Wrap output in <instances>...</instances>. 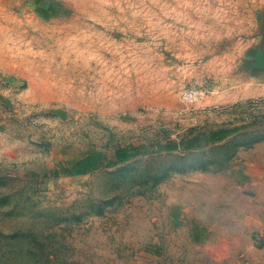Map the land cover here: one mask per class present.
I'll list each match as a JSON object with an SVG mask.
<instances>
[{"label": "rangeland", "instance_id": "rangeland-1", "mask_svg": "<svg viewBox=\"0 0 264 264\" xmlns=\"http://www.w3.org/2000/svg\"><path fill=\"white\" fill-rule=\"evenodd\" d=\"M256 86L264 0H0V264L248 262L264 246V93H232ZM129 144L146 151L52 175Z\"/></svg>", "mask_w": 264, "mask_h": 264}, {"label": "trees", "instance_id": "trees-1", "mask_svg": "<svg viewBox=\"0 0 264 264\" xmlns=\"http://www.w3.org/2000/svg\"><path fill=\"white\" fill-rule=\"evenodd\" d=\"M239 129V126L232 128H220L218 130H213L209 134L195 135L187 140H181L180 144L184 147H195L204 143H210L222 139L223 137L229 135L235 130ZM178 147L176 142H165L158 143L155 151L162 150H174ZM145 145H126L118 146L114 149L112 158L106 159L105 155L98 150H89L83 157L77 159L69 166H61L59 170H56L52 175L56 176L59 173H64L67 175H79L84 174L90 170L97 169L101 166H113L122 161L128 160L136 155L144 153ZM44 176H47L45 174Z\"/></svg>", "mask_w": 264, "mask_h": 264}, {"label": "crops", "instance_id": "crops-1", "mask_svg": "<svg viewBox=\"0 0 264 264\" xmlns=\"http://www.w3.org/2000/svg\"><path fill=\"white\" fill-rule=\"evenodd\" d=\"M243 75H244V80L248 81L247 78L248 75L247 76L246 74ZM256 88L257 89H255L254 91H248L245 88L238 89L232 93V99L235 101L250 96H258L264 93V90H262L260 86H256ZM261 236L264 237V232H261ZM256 251L257 253L254 257L252 256L248 262L244 261L245 264H264V246L256 247Z\"/></svg>", "mask_w": 264, "mask_h": 264}, {"label": "built area", "instance_id": "built-area-1", "mask_svg": "<svg viewBox=\"0 0 264 264\" xmlns=\"http://www.w3.org/2000/svg\"><path fill=\"white\" fill-rule=\"evenodd\" d=\"M182 98L184 100H191V98H194L195 97V91L193 88H190L189 89H184L182 90Z\"/></svg>", "mask_w": 264, "mask_h": 264}]
</instances>
